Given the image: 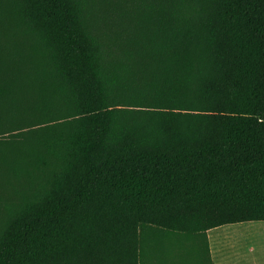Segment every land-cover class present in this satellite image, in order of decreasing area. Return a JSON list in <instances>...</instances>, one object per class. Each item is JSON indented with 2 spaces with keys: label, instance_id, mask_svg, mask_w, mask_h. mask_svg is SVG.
Returning <instances> with one entry per match:
<instances>
[{
  "label": "trees",
  "instance_id": "16d2710c",
  "mask_svg": "<svg viewBox=\"0 0 264 264\" xmlns=\"http://www.w3.org/2000/svg\"><path fill=\"white\" fill-rule=\"evenodd\" d=\"M253 221L264 0H0V264H215Z\"/></svg>",
  "mask_w": 264,
  "mask_h": 264
},
{
  "label": "rangeland",
  "instance_id": "374dc122",
  "mask_svg": "<svg viewBox=\"0 0 264 264\" xmlns=\"http://www.w3.org/2000/svg\"><path fill=\"white\" fill-rule=\"evenodd\" d=\"M251 235L246 241V246L244 250V255L247 258L258 259L259 264H264V223H249ZM204 247L203 240H199V235H190L185 234L182 238V241L179 244L180 246L176 247L177 257L183 262V264H201L203 257L206 255L204 250L199 249ZM227 241V240H226ZM213 244L215 245L216 257L219 261V258L222 257V262L224 264H229L232 262V259H228V255L224 254L225 250L220 247L217 240L213 239ZM235 250H231V254ZM226 255V256H225ZM239 255V254H238ZM233 257V256H232ZM220 262V261H219Z\"/></svg>",
  "mask_w": 264,
  "mask_h": 264
},
{
  "label": "crops",
  "instance_id": "0c3cea01",
  "mask_svg": "<svg viewBox=\"0 0 264 264\" xmlns=\"http://www.w3.org/2000/svg\"><path fill=\"white\" fill-rule=\"evenodd\" d=\"M253 222L264 223V221H253ZM249 223L251 222L229 224V225L216 227L208 231L211 252L215 264H224V263L222 262L223 261L222 257L219 258L220 262L217 260L216 250L214 247L215 245L213 244L214 238L217 240V243H219L220 247L222 246V248L225 250L224 254L229 256L228 259H232V262L230 261L229 264H250L251 260L253 261V259L250 260V258H247L244 255L246 241L251 235V233H249L251 230L250 226H248L250 225ZM231 250H235V251H233V253L231 254L230 253ZM176 256L177 255L173 254L172 252H162L158 257H163V259L164 258L169 259L173 257V259H175ZM254 263L259 264V262L257 261H254ZM151 264H164V262L161 263V262L152 261Z\"/></svg>",
  "mask_w": 264,
  "mask_h": 264
},
{
  "label": "bare ground",
  "instance_id": "6f19581e",
  "mask_svg": "<svg viewBox=\"0 0 264 264\" xmlns=\"http://www.w3.org/2000/svg\"><path fill=\"white\" fill-rule=\"evenodd\" d=\"M254 261H257L258 262V259H253V261L251 260L250 264H255Z\"/></svg>",
  "mask_w": 264,
  "mask_h": 264
}]
</instances>
